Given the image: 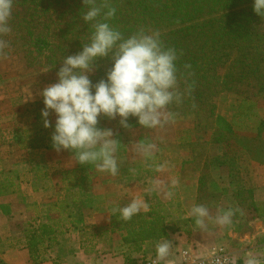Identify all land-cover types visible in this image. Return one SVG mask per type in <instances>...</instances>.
<instances>
[{"label": "trees", "instance_id": "obj_1", "mask_svg": "<svg viewBox=\"0 0 264 264\" xmlns=\"http://www.w3.org/2000/svg\"><path fill=\"white\" fill-rule=\"evenodd\" d=\"M107 2L116 9L110 24L125 37L140 30L159 32L163 44L177 52L178 90L182 99L180 103L170 105L168 110L175 113L174 118H192L195 141L187 142L192 155L184 164L180 176L184 181H190L192 176L198 178L193 205L203 204L209 209H219L225 205L226 198H230L236 206V213L252 216V219L264 217V202L255 201L254 188L244 183L236 158L225 150L226 146L234 144L251 160L264 165V122L257 113V101L264 97V16L254 13L253 0ZM86 10L83 0H13L8 22L10 31L0 34V41L13 38L16 52L22 55L26 68L56 74L63 58L77 54L88 42L92 27L81 19ZM4 54L0 51V56ZM110 67L108 57L98 59L90 74L92 82L104 79ZM227 94L237 101L232 123L216 113L218 100ZM23 108L26 126L16 130L12 142L20 149H53L50 139L53 128H44L40 116L42 97L39 95L34 101H28ZM245 123L256 128V136H242L234 132L235 127ZM128 124L129 127L124 129L141 127L134 117H129ZM115 139L120 142L117 150V155H120L124 151L126 136L118 133ZM141 140L144 144L150 143L145 138ZM5 144L0 136V149ZM155 159L153 155L147 161L154 162ZM148 165L145 164V168ZM222 166L228 168V187H221L214 178L213 168ZM138 168L141 169L140 166ZM138 168L129 167L124 174L130 180H145L143 176L137 177ZM149 169H145V177L151 173ZM36 172V185L40 188V183L47 179L45 168L38 165ZM96 175L94 165L79 164L72 171L57 174L56 201L46 205L45 221L40 223V207H34V220L24 228L32 264L42 263L47 258L52 259L54 264L64 262L66 255L60 242L66 234L79 233L81 242L83 239L88 241L87 228L99 230L95 226H85L81 212L86 207L87 210L98 208L93 197ZM10 176H2L5 180L0 182V198L17 190L15 179H9ZM152 196L153 193H149L145 198L149 211L128 221L113 215L114 207L110 208L108 227L102 233L91 235L98 243L103 234L109 238L119 234L123 249L120 255L124 257V264H138L134 254L143 253L147 245L156 244L162 238L168 239L171 220L187 222L194 218L185 207V195L175 196L168 203L153 202ZM19 200L22 201L21 198ZM1 209L7 211L6 206ZM67 238L71 242V238ZM54 245L58 250L52 258V253L48 254L46 249ZM86 245L85 242L84 249L88 254ZM68 254L74 255L73 248ZM0 264L7 263L0 257Z\"/></svg>", "mask_w": 264, "mask_h": 264}, {"label": "clouds", "instance_id": "obj_2", "mask_svg": "<svg viewBox=\"0 0 264 264\" xmlns=\"http://www.w3.org/2000/svg\"><path fill=\"white\" fill-rule=\"evenodd\" d=\"M87 10L82 14L84 24H91L88 42L81 51L63 58L56 72V82L43 88V108L40 116L44 128H53L51 144L55 151L72 153L79 165H94L100 173L116 176L120 170L117 158L119 140L113 138L112 129L97 127L103 116L116 120L122 128H128L129 117L136 118L139 126L147 129L163 127L172 121L175 113L170 105L181 102L178 90L177 52L166 47L159 32L140 30L125 37L110 24L116 9L107 0H83ZM13 0H0V34L10 31ZM253 11L264 16V0H253ZM0 41V47H6ZM108 57L111 67L105 78L93 83L90 74L98 59ZM185 67H188L187 65ZM50 115L55 116L54 124ZM153 144H141L143 156L151 158ZM171 195V194H169ZM149 205L143 197L131 199L124 206L112 209L123 221L140 213H147ZM189 215L201 230L209 224L220 227L232 224L231 208L218 209L213 216L207 206L193 205ZM172 242L162 238L155 244L152 264H167ZM246 264H256L249 259Z\"/></svg>", "mask_w": 264, "mask_h": 264}, {"label": "crops", "instance_id": "obj_3", "mask_svg": "<svg viewBox=\"0 0 264 264\" xmlns=\"http://www.w3.org/2000/svg\"><path fill=\"white\" fill-rule=\"evenodd\" d=\"M17 57L18 59L20 57L25 66L21 54L13 56L5 53L3 56H0V65L2 67L4 66V68L0 69V75L2 77L3 74L14 71L12 68H7L12 65V61ZM7 78L8 76H6V79ZM21 82L22 81H20L19 85H24L23 83L21 84ZM17 86L18 85H16V88H18ZM8 93H10L8 82L5 81L0 83V108L3 105L5 108L7 107L6 101L10 98ZM235 99L234 96L227 94L217 102L216 113L228 123H232L235 118V110L237 107V101H235ZM257 113L260 120L264 122V105H261L259 100L257 101ZM52 122L54 123V121ZM106 122H108V120ZM112 122H115V127L117 128L115 129L113 127V138L115 139V134L118 133H122L126 136L123 147L124 151L120 155H117L120 162V170L116 176L97 171L93 183V197L96 201V206L100 204L102 207L99 210L95 209L94 211H90L89 214L85 215L84 225L87 227H98L100 226V222H104L103 225L105 226L109 223L111 208L109 197L111 194L116 193V198L118 203H120L125 197H131V199L143 197L145 199L150 191L152 192L158 189V186L149 177H146L147 179L143 181L130 180L129 177L124 174L125 169L133 167L135 163L143 165L149 164L148 166H153L152 168L154 169L156 168L163 172L166 171L167 173L170 172L175 176L174 178L181 179L180 175L184 164L188 162L192 155L189 150L190 148L187 146V142L195 141L192 133L193 123L191 117L174 118L162 128L158 127L148 130L156 132V137H153V140L150 141V144L155 145L152 150V156H156L154 162H148L140 150V145L142 144L141 138L146 137L143 127L124 129L119 125L118 121ZM172 125L174 130L173 128L169 130V127H172ZM104 129H107V127H104ZM167 132H172L173 136L172 134H167ZM234 132L242 136H256V128L247 123L235 127ZM9 136L10 138H4L2 136V139L8 142L10 139H13L14 135L12 134L11 136L9 134ZM147 137L149 136L147 135ZM262 137L264 139V133ZM7 144L9 143H6L0 149V177L11 175L9 178L11 180H13L11 177H14L15 188L17 190L15 193H9L0 198V240L5 244L1 258L7 264H32L26 248L24 228L28 223L34 220V216L32 217L34 207H40V223L45 221L43 216L48 210L46 205L56 201L54 190L59 183L57 174L76 169L77 163L72 159V153L69 151L62 150L57 152L54 149L28 150L20 148L15 150L10 148L9 145L7 146ZM229 145L231 146V144ZM232 145L230 149L226 146L225 150L228 155H232L236 158L237 164L241 168V179L248 187L254 188L255 201L264 202V165L254 162L245 151L237 148L234 144ZM178 149L179 151H176ZM154 164H156V166H154ZM38 165L45 168L47 176V179L40 183V188L36 185V168ZM214 169H220L217 175L221 176V178L219 176L216 177L217 175L215 174L217 171L214 173L216 181L220 183L221 187H228V168L222 166L220 168H213V170ZM196 178L197 177L194 176L189 178L194 189H196V182L198 179ZM40 181L42 180L40 179ZM19 198H21L22 201H20ZM1 206H6L7 211L5 212L4 209H1ZM75 235L78 238L77 245L72 246L75 256L71 260L65 259V261L60 264H114L115 261L116 264H124V257L120 255L119 252L115 253L117 254L116 257H114L115 254L112 253V259L110 260L106 258V256H110V254L99 256V248L102 249V251H108L103 244H94L96 245L94 246V255H87L84 249L85 240L79 241L82 239L79 233L69 232L66 234V237L74 239ZM48 247L50 249H46V252L48 254L52 253L53 255L51 254V256L53 258L58 248L55 245ZM87 259L89 260L87 261ZM39 264L54 263L52 259L47 258L46 261Z\"/></svg>", "mask_w": 264, "mask_h": 264}, {"label": "rangeland", "instance_id": "obj_4", "mask_svg": "<svg viewBox=\"0 0 264 264\" xmlns=\"http://www.w3.org/2000/svg\"><path fill=\"white\" fill-rule=\"evenodd\" d=\"M2 42H6V47H0V51L10 54V55H18L16 52V48L13 45V38H7ZM12 65L8 66L7 69L12 68L14 71L11 73L3 74V77L0 75V83L8 82V86L10 88V93L8 96L10 98L7 99L6 105H3L0 108V135L4 138H10L9 134L12 136L16 133V130L23 129L25 123V116L23 115L24 108L23 106L28 102L34 100V97L39 96L41 90L47 87L49 84L56 82V74L52 71H43L37 69H30L24 66L23 61L18 59H14L12 61ZM11 64V63H10ZM4 68L0 65V69ZM3 70V69H2ZM93 73V72H92ZM91 73V74H92ZM6 76L8 78L6 79ZM5 77V78H4ZM23 83L24 85L20 86L19 83ZM18 82V83H17ZM16 85H18L16 88ZM38 94V95H37ZM264 99V97H262ZM259 99L260 104L264 105V100ZM51 121H55V116L52 115L50 117ZM101 119H103L101 121ZM106 117L98 118L97 127L104 129H117L115 127V122L113 120H109L106 122ZM104 126V127H103ZM114 127V128H113ZM164 127V126H163ZM162 128V127H161ZM174 130V127H169V130ZM149 129L144 128L145 139L146 142L153 140V137H156V132L148 131ZM167 134H172L171 132H167ZM147 135L149 137H147ZM171 136V138H172ZM150 139V140H149ZM7 144L10 148L15 150L19 149V146L12 142L10 139ZM229 145L227 148H231ZM6 148V147H5ZM154 149V148H153ZM176 151H179L176 150ZM138 168L140 166L141 169L138 168L139 175L145 177V169L150 168L147 177L151 178L154 183L158 186V189L155 191H150L153 193L151 199L153 202H162L168 203L170 200L175 198V196L180 197L186 196L187 202L185 203L186 209L190 210L193 206V198L195 196V189L192 187L191 181H183L181 179L174 178L175 176L170 172H163L161 170H157L156 168L152 170V167L135 163L134 167ZM220 169H214L215 175L218 174ZM223 175V174H222ZM217 175L216 177H218ZM221 178V176H219ZM5 179L0 177V182ZM133 181H143L133 179ZM94 194V193H93ZM136 194V193H135ZM138 194V193H137ZM171 194V195H169ZM117 194L113 193L110 195L109 204L111 208H115L117 206H124L127 204L131 197H125L123 201L118 203ZM264 198V197H263ZM117 205V206H116ZM102 206L99 204L97 210H99ZM87 208V207H86ZM86 208L82 209V214L85 218V215L89 214L90 211ZM231 208L234 211L232 224L227 227H220L215 225L214 223L209 224L208 230H201L195 224V218L189 220L187 222H183L180 219H173L169 222L170 224V234L168 240L172 242L171 255L168 258L167 264H246L247 260L251 259L256 262V264H264V217L259 218H251L252 216H242L241 214L236 213V206L233 202H231L230 198H226L225 205L219 207V209H228ZM210 213L215 216L217 214L218 209H209ZM35 216L32 213V217ZM104 222H100V226L97 229H89L87 228L86 234L88 236V241L86 248L89 253L87 255H94V244H103L106 246V250L102 251L99 248L100 254H110V256H106L109 260L112 259V253H117L123 250L119 234L111 235L110 238L108 235H102L100 241L98 243L97 239L91 235L96 233H102L108 224L103 225ZM96 227V226H95ZM95 236V235H94ZM64 237L61 239V247L64 255H66L65 259L71 260L74 255H69L68 252L70 248H73V245H77L78 238L75 235V238H71L68 242V238ZM93 238V239H92ZM91 247V248H90ZM5 248V244L0 241V257L2 254V250ZM139 253V254H138ZM134 254L136 257L138 264H146L152 263V259H154L155 255V244L147 245L142 252H138ZM117 254L114 255L116 257ZM219 259V261H217ZM89 259H87L88 261ZM116 264V261L114 262Z\"/></svg>", "mask_w": 264, "mask_h": 264}, {"label": "built area", "instance_id": "obj_5", "mask_svg": "<svg viewBox=\"0 0 264 264\" xmlns=\"http://www.w3.org/2000/svg\"><path fill=\"white\" fill-rule=\"evenodd\" d=\"M217 261H219V259H217ZM146 264H152V263H146Z\"/></svg>", "mask_w": 264, "mask_h": 264}]
</instances>
